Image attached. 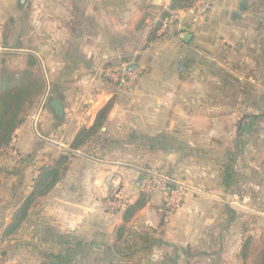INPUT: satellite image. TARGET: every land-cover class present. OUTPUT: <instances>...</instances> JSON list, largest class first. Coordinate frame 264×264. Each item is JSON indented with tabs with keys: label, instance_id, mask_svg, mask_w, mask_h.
Masks as SVG:
<instances>
[{
	"label": "crops",
	"instance_id": "0c3cea01",
	"mask_svg": "<svg viewBox=\"0 0 264 264\" xmlns=\"http://www.w3.org/2000/svg\"><path fill=\"white\" fill-rule=\"evenodd\" d=\"M19 1L0 0V52L34 56L47 68L49 84L40 113L27 116L15 133L13 145L22 158L0 157V242L11 253L7 264L13 257L19 264H59L54 257L60 255L71 260L60 264H257L250 244L261 249L264 203L257 214L259 235L245 251L248 239L231 217L237 208L235 173L226 205L187 187L190 194L167 222L158 192L128 220L126 208L113 211L106 199L114 180L134 205L145 162L179 183L221 191L209 186V175L183 172L184 159L198 155L188 134L215 127L197 116L212 115L213 105L197 99L203 96L201 81L209 77L202 72L204 53L216 43L202 41L196 32L206 20L215 35L235 34V15L257 11L252 4L262 0H214L204 20L178 10L175 0ZM170 13L184 17L170 31L171 40L162 44L158 33L159 39L149 42L153 28ZM188 33L192 38L185 42ZM132 64L144 74L135 88L120 89L106 77L109 68ZM108 104L112 108L101 132L76 147L81 131L93 127ZM88 146L92 152L81 151ZM42 168L58 170L56 184L30 208L20 231L4 237Z\"/></svg>",
	"mask_w": 264,
	"mask_h": 264
},
{
	"label": "rangeland",
	"instance_id": "374dc122",
	"mask_svg": "<svg viewBox=\"0 0 264 264\" xmlns=\"http://www.w3.org/2000/svg\"><path fill=\"white\" fill-rule=\"evenodd\" d=\"M252 5L257 11L238 13L239 22H231L236 28L235 34L215 35L212 26L207 25L206 20L196 32L203 34L202 41L216 43L209 55L204 53L205 64L202 72L209 77L201 81L199 87L203 96L197 99L202 102V106L213 105L212 115L202 113L197 116L200 121L202 119L211 120L215 127L206 130L199 128L188 134L195 142L194 147L198 155L195 159L191 156L184 159L186 161L183 172H188L187 175H190L192 171L205 177L209 175L211 177L209 186H221L222 188L220 192L214 194L206 186L195 185L196 182L181 181L183 187L191 188L197 195H203V198L207 197L226 205L229 201V187H225L223 183L226 169L229 167L235 173L236 198L234 201L237 207L235 214L231 217L236 220L237 231L244 232L243 236L248 241L250 239L254 241L259 235L260 226L257 225V217H259L257 214L263 212L264 203V0ZM202 16L201 18L204 17ZM160 38H162L160 39L162 44L171 40L170 33ZM200 40L201 38H198L197 41ZM29 56L0 52V84L6 82L5 79L12 81L10 85H18L23 80H44L48 87L47 68L45 66L43 68L39 62L30 66ZM113 69V67L109 68V71ZM143 75V72L138 73V79ZM137 82L136 80L135 86ZM45 94L27 108L24 114L25 121L31 113L35 118L36 114L40 113V104L45 99ZM209 95L214 96L211 98ZM216 107H219V111ZM238 122H243L240 129L236 127ZM33 129L38 134L39 128L35 126ZM119 146L121 145L118 144L117 148H120ZM16 149L18 150L17 147ZM81 151L87 154L92 152L89 146L82 148ZM50 153L48 151L46 154ZM133 163L131 159L123 161V164L129 166ZM143 168L162 173L158 168L149 167L146 162ZM121 192V196L129 202L132 198L129 192H125L123 188ZM184 194L186 198L190 193L184 189ZM230 202H232L231 198ZM249 230L252 236L247 233ZM250 246L251 254L258 258L257 264H260L259 244H250ZM9 251L4 243L0 242V264H7L11 254ZM3 253H7L6 256ZM13 258V264H19L18 258Z\"/></svg>",
	"mask_w": 264,
	"mask_h": 264
},
{
	"label": "trees",
	"instance_id": "16d2710c",
	"mask_svg": "<svg viewBox=\"0 0 264 264\" xmlns=\"http://www.w3.org/2000/svg\"><path fill=\"white\" fill-rule=\"evenodd\" d=\"M196 0H175L176 8L180 11H185L190 9ZM160 26H155L149 35V42H153L156 39H159L158 30ZM30 66L38 64V60L34 56H29ZM6 82L0 84V151L3 153L0 154V157L7 156L5 150L8 148L16 147L13 145V140L15 133L23 126L25 123L24 114L27 108L31 107L34 102L41 97L46 92L47 85L44 80L40 81H22L18 85H10L12 82L10 79H5ZM111 104H108L104 107L98 114L97 120L93 127L90 129H83L79 135L78 141L79 144L76 146H82L84 143L89 141L91 138L97 136L101 132L104 123L107 119V116L111 110ZM63 159L60 158L58 164L59 169H62ZM58 170L55 168H42L38 178L34 182L33 191L30 196L23 202V204L17 209L13 215V219L10 225L6 227L3 232L4 237L10 236L15 233H18L26 220L29 210L31 207L38 203V201L45 197L53 186L56 184L58 179ZM233 175V171L226 169V174L224 178L225 187L229 186V182ZM150 196L145 194H140V199L132 206H126L125 220L130 219L134 212L139 208L144 207ZM250 242L247 241L243 249L249 247ZM246 253L243 254V257L246 256ZM260 264H264V237L262 240L261 250H260ZM55 260L60 264L62 262H71L70 258L60 256H55Z\"/></svg>",
	"mask_w": 264,
	"mask_h": 264
},
{
	"label": "built area",
	"instance_id": "2783aa9c",
	"mask_svg": "<svg viewBox=\"0 0 264 264\" xmlns=\"http://www.w3.org/2000/svg\"><path fill=\"white\" fill-rule=\"evenodd\" d=\"M214 0H196L194 5L185 10L192 17L199 19L213 5ZM184 17L180 13H170L161 22L159 36L168 35L172 28L180 25ZM106 77L116 84L120 89H132L135 86L138 78V71L128 72L126 67L115 68L106 73ZM3 153L0 151V154ZM8 157L14 160H20L22 155L17 149L8 148L5 150ZM144 179L139 184V192L147 196H152L154 193H160L162 197L163 213L165 221H169L183 206L185 194L183 185L178 181L160 173L157 170L143 171ZM113 185L112 194L106 199V206L111 210H123L128 205L127 199L121 196V185L111 181Z\"/></svg>",
	"mask_w": 264,
	"mask_h": 264
},
{
	"label": "water",
	"instance_id": "95a60500",
	"mask_svg": "<svg viewBox=\"0 0 264 264\" xmlns=\"http://www.w3.org/2000/svg\"><path fill=\"white\" fill-rule=\"evenodd\" d=\"M27 2H28V0H20V1H19V3H20L21 5H25ZM235 18L238 19V15H237V14L235 15ZM191 38H192V35L188 33V34L185 35V37H184V41H185V42H189V41L191 40ZM179 68H180L181 70H184V69H185L184 66H183L182 64L179 65ZM137 69H138V64H132V65H129V66L127 67V71H128V72H133V71H136ZM143 179H144V176L141 175V176L139 177V180H138V186H139V184L143 181Z\"/></svg>",
	"mask_w": 264,
	"mask_h": 264
}]
</instances>
